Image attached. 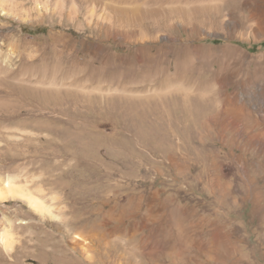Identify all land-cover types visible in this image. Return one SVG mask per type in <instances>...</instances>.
<instances>
[{"label": "rangeland", "instance_id": "374dc122", "mask_svg": "<svg viewBox=\"0 0 264 264\" xmlns=\"http://www.w3.org/2000/svg\"><path fill=\"white\" fill-rule=\"evenodd\" d=\"M0 9V55L14 52V72L0 61V89L19 90L16 117L0 118V178L42 185L64 208L61 221L0 204V235L8 222L16 232L12 253L0 241V264H170L168 194L241 208L234 217L262 224L264 244V0H0ZM48 87L83 107L72 95L62 112L24 106L28 90ZM9 102L0 94V111Z\"/></svg>", "mask_w": 264, "mask_h": 264}, {"label": "crops", "instance_id": "0c3cea01", "mask_svg": "<svg viewBox=\"0 0 264 264\" xmlns=\"http://www.w3.org/2000/svg\"><path fill=\"white\" fill-rule=\"evenodd\" d=\"M205 188L204 186L205 193L209 194ZM197 199L198 197L194 195L190 202H183L179 197L177 198L176 194H168L163 200L164 237L166 241H175L167 242V247L171 248H168L167 262L170 264H239L243 261V264H262L264 244L263 240L258 239L261 235L260 231L263 230L262 224H250L249 220L248 223L238 220L234 216L241 208L232 205L219 206L215 203L216 197L213 201L211 198V201L205 202V209ZM191 210L194 212L191 213ZM248 214L253 215V212L249 210ZM193 217L196 218L195 222ZM215 219H220L221 223ZM255 220L253 217L252 223ZM235 229L241 230L243 234L239 236L240 232L237 231L236 234ZM177 239L185 243H177ZM187 240L189 241L186 242ZM237 247L249 253L247 260L235 254ZM193 248H196V253Z\"/></svg>", "mask_w": 264, "mask_h": 264}, {"label": "bare ground", "instance_id": "6f19581e", "mask_svg": "<svg viewBox=\"0 0 264 264\" xmlns=\"http://www.w3.org/2000/svg\"><path fill=\"white\" fill-rule=\"evenodd\" d=\"M38 8L40 10H43L46 7L42 4H39ZM47 8H48V6H47ZM259 31H262V28H260ZM2 57L3 56L0 55V61L2 60L3 64L5 65V67L2 68L3 72L6 74L11 73L14 70V66H13L14 52H13V54H11L8 57H5V58L4 57L2 58ZM185 64L188 66H191L193 64V58L190 57L189 55H186ZM46 86H48V85H46ZM17 91H19V90H17L16 86L11 85V84L8 87H1L0 94H3L5 98L7 97L9 99L10 107L8 105L5 108L4 107L5 104L4 103L1 104V105H3V108L0 111L2 113L0 118L4 119L5 116H8L7 113L10 114L9 118H13L14 116L16 117V115H17L16 110L19 108L16 105L17 103L15 101V96L17 95ZM65 91L64 92L61 91L62 93L60 94L58 89L53 90V89H50V87H48L44 90L30 89V90H28V92H26L27 94L24 95V97L27 96L28 99H30L28 102L25 101L24 106H27V107L32 108V109L38 108L41 111L52 109L54 111L62 112L64 106H66L69 102V101H67L66 97H68V95H72L73 97H72V104L71 105L75 106L76 109H80L81 107H83L82 103H81L82 101L79 98H77L73 93L69 94V92H67V91L65 92ZM53 97L55 99H53ZM47 197H48V195L46 193V190L44 189V187L42 185L38 186L34 189H31V186H29V183H27L26 185H24V184L20 185L17 183L15 178H12V177L0 178V204L10 203V202H22L26 205V207H28L30 210H32L34 212L35 216L41 217L43 219L52 218V219H57V220L62 221L64 218H62V216L59 215L57 213V211L59 213H61L64 210V208L63 207L62 208L57 207L54 203L58 200V197L55 196V197L50 198V201H51L50 203H48L49 199L47 200L46 199ZM3 221H5V220H3ZM13 223L12 222L3 223L4 228H3L2 233L0 235L1 245H2L3 249L8 253H12L14 246L16 244L15 243V240H16L15 239V233L16 232H14V224ZM53 231H54V229H53ZM66 235H68V234H66ZM73 242H74V246L76 248H78L82 252V254H88L89 255V253H88L89 250H87L88 248L86 247V244H85L86 240L82 234H80V235L77 234L75 236ZM53 249H54V247H53ZM74 254H75V251H74ZM89 260L90 261L93 260V257L89 258Z\"/></svg>", "mask_w": 264, "mask_h": 264}]
</instances>
